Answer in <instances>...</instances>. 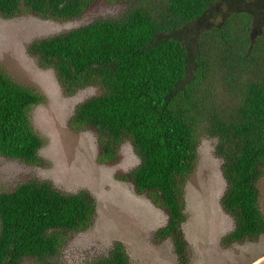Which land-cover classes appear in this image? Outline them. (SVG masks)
Returning <instances> with one entry per match:
<instances>
[{
	"label": "trees",
	"instance_id": "16d2710c",
	"mask_svg": "<svg viewBox=\"0 0 264 264\" xmlns=\"http://www.w3.org/2000/svg\"><path fill=\"white\" fill-rule=\"evenodd\" d=\"M104 1L129 8L124 17L41 38L27 49L41 68L55 71L66 97L102 90L76 107L69 129L96 135L101 165H117L124 144L133 145L141 164L117 179L167 215L153 238L171 240L181 264L189 252L185 186L197 168L201 136L216 139L227 185L221 206L235 222L223 240L258 239L264 235V0ZM95 2L0 0V16L64 22L83 17ZM221 81L235 96L226 107L219 105ZM45 101L0 68V156L40 163L44 141L32 112ZM96 215L88 190L69 194L49 182H29L1 193L0 264L28 258L58 264L52 259L72 234L89 230ZM94 264L131 259L117 242Z\"/></svg>",
	"mask_w": 264,
	"mask_h": 264
},
{
	"label": "rangeland",
	"instance_id": "374dc122",
	"mask_svg": "<svg viewBox=\"0 0 264 264\" xmlns=\"http://www.w3.org/2000/svg\"><path fill=\"white\" fill-rule=\"evenodd\" d=\"M129 5L96 0L81 18L58 22L34 15L4 19L0 16V68L21 87L46 98L34 108L32 121L44 141L40 163H28L0 156V194L29 182H49L63 193L88 190L97 201L93 226L74 233L60 254L58 264H94L110 253L117 242L123 244L131 264H181L171 240L156 244L153 233L166 224V215L150 200L139 196L134 187L117 179L141 164L133 145L126 142L117 165L98 162V139L91 131L74 133L68 127L76 107L99 96L102 90L90 87L72 97L64 95L55 71L43 69L28 53V46L103 19L124 17ZM201 32L205 27L200 28ZM219 105L235 102V96L220 82ZM217 140L202 135L195 172L186 190L187 221L183 232L189 245L185 264H264V235L256 240L227 244L224 237L233 232L234 219L221 199L227 189L220 162L215 157ZM260 207L264 214V177L260 181ZM23 264H39L25 259Z\"/></svg>",
	"mask_w": 264,
	"mask_h": 264
},
{
	"label": "crops",
	"instance_id": "0c3cea01",
	"mask_svg": "<svg viewBox=\"0 0 264 264\" xmlns=\"http://www.w3.org/2000/svg\"><path fill=\"white\" fill-rule=\"evenodd\" d=\"M121 155H122V152H121ZM158 209H159V208H158ZM160 210H161V209H160ZM161 211H162V210H161ZM162 212H163V211H162ZM163 213H164V212H163ZM164 214H165V213H164ZM165 215H166V214H165ZM166 218H167V220H168L167 215H166ZM167 220H166V224H167ZM166 224H165V225H166ZM165 225H164V226H165ZM164 226H162V227H164ZM162 227H158V228H162ZM157 230H158V229H157ZM157 230H156V231H157ZM153 234H154V233H153ZM153 234H152V235H153ZM156 244H163V242H161V243H156Z\"/></svg>",
	"mask_w": 264,
	"mask_h": 264
},
{
	"label": "clouds",
	"instance_id": "9594fccd",
	"mask_svg": "<svg viewBox=\"0 0 264 264\" xmlns=\"http://www.w3.org/2000/svg\"><path fill=\"white\" fill-rule=\"evenodd\" d=\"M188 243V242H187Z\"/></svg>",
	"mask_w": 264,
	"mask_h": 264
}]
</instances>
